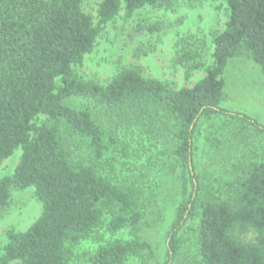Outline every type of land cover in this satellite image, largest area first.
I'll use <instances>...</instances> for the list:
<instances>
[{
    "label": "trees",
    "instance_id": "16d2710c",
    "mask_svg": "<svg viewBox=\"0 0 264 264\" xmlns=\"http://www.w3.org/2000/svg\"><path fill=\"white\" fill-rule=\"evenodd\" d=\"M86 1L0 0V165L22 151L0 179V211L11 210L15 190L33 188L42 205L27 231L6 232L0 264H152L144 230L164 213V195L172 215L157 264L184 263L186 232L196 264H264V152L244 143L223 190L202 177L198 141L214 142L205 151L215 156L216 146H243L245 130L264 134L222 107L231 59L247 57L264 74V0H223L228 20L213 33L211 65L206 40H180L175 62L186 78L206 73L183 88L130 67L106 85L79 77L74 68L123 11L132 19L172 0H101L98 24ZM165 25L145 22L142 33L161 36Z\"/></svg>",
    "mask_w": 264,
    "mask_h": 264
},
{
    "label": "rangeland",
    "instance_id": "374dc122",
    "mask_svg": "<svg viewBox=\"0 0 264 264\" xmlns=\"http://www.w3.org/2000/svg\"><path fill=\"white\" fill-rule=\"evenodd\" d=\"M100 2L101 0H88L83 6L84 11L93 17L95 24L99 21ZM227 20L228 14L223 0H172L161 7L147 8L132 19H126L123 11L115 22L104 28L98 37L95 50L86 56L81 66L74 68L75 73L86 81L106 85L120 69L130 67L139 69L147 77L171 83L176 88L193 87L205 77L206 73L204 70L196 71L191 79L186 78V69L175 62L180 49V40L191 35L206 40L209 46L208 65H211L213 62L211 54L214 47L213 33L222 31ZM144 21L152 24L161 22L163 26L168 25V28L160 34L161 36L158 34L145 36L141 28ZM224 80L225 98L222 107L229 112L247 115L264 127V74L261 68L247 57L233 58L226 67ZM43 120L42 116L36 122L41 124ZM209 124L207 122L204 126L207 128ZM216 130L218 127L213 129L214 134L222 132V130L219 132ZM243 133L241 145L252 141L258 149L256 153L261 155L264 152V134L255 135L248 130ZM200 137L202 139H198L201 148L199 170L202 177L207 176L206 178L217 188L221 187L225 190L227 183L234 179L230 171L233 170V164L238 162L237 159L243 156L244 151L241 148L245 147V144L235 152L228 149L217 150L216 146L214 150L216 155L209 156L205 151V146L210 144L213 148L215 143H208L203 136ZM21 154L22 151L18 150L0 165V179L13 174ZM13 199L10 211L6 213L0 211V251L7 243L6 232L8 230L25 232L42 213V205L35 197L33 188L13 191ZM162 199L160 208L164 213L159 215L160 217L153 215L144 230V236L156 253L152 264L166 261L165 241L171 224L168 219L172 215L169 203L173 202V199L166 195ZM159 213L158 209L155 210L156 215ZM251 238V236L248 237V239ZM184 239L186 242L184 251L186 252L185 255L182 253L183 259L181 260L184 261L183 264H189V260L193 261L192 264H196L197 258L194 255V245L189 232L184 234ZM79 262L85 264L83 259Z\"/></svg>",
    "mask_w": 264,
    "mask_h": 264
}]
</instances>
